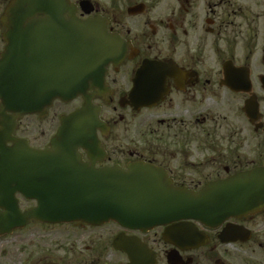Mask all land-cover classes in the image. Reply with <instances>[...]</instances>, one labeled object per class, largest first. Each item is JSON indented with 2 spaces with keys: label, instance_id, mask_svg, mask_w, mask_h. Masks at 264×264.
<instances>
[{
  "label": "flooded vegetation",
  "instance_id": "1",
  "mask_svg": "<svg viewBox=\"0 0 264 264\" xmlns=\"http://www.w3.org/2000/svg\"><path fill=\"white\" fill-rule=\"evenodd\" d=\"M9 1L0 0V56ZM70 1L79 19L98 20L112 38L102 73L87 68L77 96L32 114L7 111L0 100V142L40 153L62 117L84 111L91 134L77 153L97 169L144 162L188 191L264 173V0ZM28 152L21 157L31 166L0 176V264H264V207L217 226L54 222L37 212L52 168Z\"/></svg>",
  "mask_w": 264,
  "mask_h": 264
},
{
  "label": "water",
  "instance_id": "2",
  "mask_svg": "<svg viewBox=\"0 0 264 264\" xmlns=\"http://www.w3.org/2000/svg\"><path fill=\"white\" fill-rule=\"evenodd\" d=\"M76 12L70 0L9 1L3 16L7 45L0 56V100L7 111L32 114L55 99L69 101L80 93L87 68L93 67L101 75L112 38L96 25L98 20L83 21ZM45 48L54 55L53 60L47 55L38 57L37 50ZM52 81L55 85L43 92ZM67 82L69 92L63 91ZM85 119L84 111L62 117L50 146L33 155L28 151L37 150L20 141L12 140L11 147L0 142V167L11 168L0 170L2 178L15 176V168L31 166L21 157L24 151L30 159L51 166L53 187L37 212L50 215L54 222L101 225L115 221L135 229L179 221L217 226L229 217L264 207L263 172L235 175L200 191H188L174 187L165 173L144 162L130 164L127 170L117 166L97 169L82 163L77 150L85 142L84 136H90L92 125Z\"/></svg>",
  "mask_w": 264,
  "mask_h": 264
}]
</instances>
